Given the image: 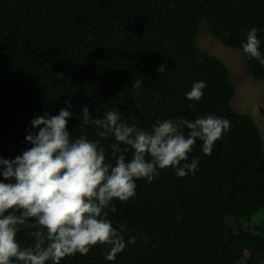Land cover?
<instances>
[{"label": "trees", "instance_id": "trees-1", "mask_svg": "<svg viewBox=\"0 0 264 264\" xmlns=\"http://www.w3.org/2000/svg\"><path fill=\"white\" fill-rule=\"evenodd\" d=\"M203 20L264 82V66L242 47L255 27L264 55V0H0V158L21 156L37 131L33 119L61 109L72 113V139L97 142L113 166L110 145L117 142L92 123L109 111L145 130L208 114L230 122L210 156L197 139L188 159H198L194 172L158 169L152 182L136 180L133 197L104 210L125 241L136 238L114 261L105 259L109 246L98 244L60 264H264V142L252 115L232 107L227 65L198 47ZM197 81L205 82L204 95L189 100ZM36 230L21 226L22 247L34 246Z\"/></svg>", "mask_w": 264, "mask_h": 264}, {"label": "clouds", "instance_id": "clouds-1", "mask_svg": "<svg viewBox=\"0 0 264 264\" xmlns=\"http://www.w3.org/2000/svg\"><path fill=\"white\" fill-rule=\"evenodd\" d=\"M257 32L251 28L242 47L264 66ZM159 71L165 72L166 66ZM140 87L141 81L135 80L134 88ZM205 87L203 81L194 82L186 98L199 101ZM71 116L68 109H61L58 115L34 118L37 131L26 137L31 147L15 159L0 158L5 166L0 181V264H60L66 256L87 255L98 244L109 246L105 259L114 261L136 238L125 241L104 210L114 199L124 202L133 197L136 180L152 182L159 176L158 169L175 168L180 177L194 172L198 159L190 163L188 159L197 139L210 156L214 143L230 130V122L214 114L195 120L167 119L145 130L121 122L117 112L109 111L92 123L103 129L100 136L111 135L117 142L110 145L116 160L113 166L105 163V150L97 142L84 136L72 139ZM90 116L84 107V122ZM129 152L131 158L126 159ZM21 226L37 228L32 232L34 246L22 247L17 241Z\"/></svg>", "mask_w": 264, "mask_h": 264}, {"label": "rangeland", "instance_id": "rangeland-1", "mask_svg": "<svg viewBox=\"0 0 264 264\" xmlns=\"http://www.w3.org/2000/svg\"><path fill=\"white\" fill-rule=\"evenodd\" d=\"M197 45L216 55L227 65L236 88V95L231 101L232 107L252 115L259 125L264 142V82L251 76L243 52L227 47L216 39L208 30L205 20L201 22ZM261 217L264 226V214ZM251 222H258V218L255 217Z\"/></svg>", "mask_w": 264, "mask_h": 264}]
</instances>
